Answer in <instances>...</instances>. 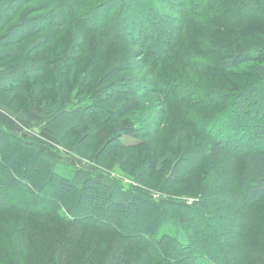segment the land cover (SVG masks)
<instances>
[{"label":"trees","instance_id":"obj_1","mask_svg":"<svg viewBox=\"0 0 264 264\" xmlns=\"http://www.w3.org/2000/svg\"><path fill=\"white\" fill-rule=\"evenodd\" d=\"M18 1L23 2V6H25L21 13L20 9L22 7L11 11V7ZM34 1L0 0V41L1 34L5 31L3 28L7 23H9L7 29L9 36L7 38H16L15 42L6 41L0 44V94L11 98L17 92L23 96L24 100L22 102L27 105L25 108L37 106L45 109L47 114L43 117L42 123L45 124L46 131L61 142L72 137L76 138L77 142L72 147L76 152L83 144H92L96 159L112 157V162L114 161L117 164L118 161L120 169L130 166L131 171L134 173V176L132 175L133 182L136 184V186L132 187L142 197L148 196L149 204L153 202L151 200L153 195L151 190L153 189L148 188L144 184L141 179L143 174H145L146 179L152 175L161 177L169 167L174 165V161L177 162L178 160L182 167L196 169L200 167L202 157L205 158L206 155L212 154L207 152L206 149V143L210 142L208 140V136H210L208 132L210 130L206 133V128L224 130V133L229 136L228 140L232 141L237 138L238 133L242 134V129L246 124L250 129H253L256 122H259L250 110L242 117L243 104L239 102L238 104H240L241 108L238 109L235 99L242 100L252 95L258 96L260 93L259 89L264 88V0H106L112 3L109 6L108 14L118 12L117 17H115L116 15L114 16V20L120 19L122 22L123 27L121 26L120 29L119 26L118 29L125 31L124 34L129 37L128 41L130 42L128 43L130 44L126 42V45L128 47L131 45L141 46L143 52H145L146 68L150 70H145L148 79L146 81H143L144 79L140 80L145 85V92L148 94L156 92L158 95L160 93L164 95L162 102L164 108L160 110V113H155L153 120H149L150 122L141 127H136L139 121L135 117L138 114L136 112H140L138 111L140 109L139 103L141 102L139 96L142 95L143 97L144 94L139 95L134 91L126 99L122 93L124 90L118 88L124 84V78L126 77H115V79L106 76L107 67L110 64L115 65L111 67L115 70V73L133 72L134 70L132 67L124 68L126 59L128 57L132 58L130 52L121 62L123 66L119 67L121 65L118 63L119 57L115 54L110 57L103 51V46L109 45V40L111 44H116V41H120L116 40L117 38H112L110 35L109 39L108 34L99 33L98 28L95 26L91 30H84L85 34L83 35H79L74 31L72 36L69 37L72 45L69 46V51L67 49L63 56H55L54 53H51L31 57L35 53L42 52L44 47L50 43L51 35L49 39L45 36V38L39 39L32 45L29 44L20 51L19 45L22 41L33 34L45 31L44 28H40L39 24L48 15L37 16L33 14L34 10L44 12L46 5H33ZM86 1L88 0H56L63 6L62 8L59 7V9L65 14L64 19L69 21H72L80 10L85 9V7L79 9L77 6L78 2L84 4ZM162 7L166 8L169 14H173L175 18L180 17L178 23L182 25V29L193 25L199 28H210L209 30L211 28L218 30V26L230 29L232 33L228 34L229 48L213 46V44L204 46V48L210 49L212 52H217V57L222 58L212 62L201 59L196 61L193 54L196 55L197 50L189 48L182 51L186 55L177 59L182 54L179 52L180 48L177 49L175 46L178 41L177 33L181 30L179 26L176 30L170 31L166 35L167 50L158 52L154 50L158 56L153 57V53L147 48L146 40L156 35L153 33L156 31L155 28L164 27L167 24L168 12L163 13ZM72 9H75V12ZM94 11L98 13L107 12L106 2H103L102 6ZM203 13L205 14L203 15ZM32 16L37 18L32 19ZM17 17H21L20 24L15 19ZM93 17L90 14L88 15V21H92L89 23H94L99 28H104V24L101 21L94 22ZM252 27H256L259 31L254 29V34L248 32ZM93 36H96V41L89 39V37ZM244 38H252V41L243 40ZM85 41H88L87 50V45H84ZM245 58H250L255 62L251 70L254 75H257V78L246 83V85L248 84L247 86L241 85L239 88L236 85L233 88L237 92L235 95L227 93L226 97L219 95V97L223 98L234 97L233 106H231V109L232 107L233 109L226 117L215 115L216 111L206 122L205 128H199L197 132L199 135L195 133L189 140L196 150L191 151L187 149V146L182 150L172 152V147L177 146V144L179 146L178 135H175L177 133L174 134L173 139L166 141L167 146H160L159 142H161L163 137L167 136L168 128L172 125L171 121L168 124L164 120L165 111H167L166 107L172 106L173 103V106H176L179 103V100H175L176 95L174 94L177 93L176 91H183L185 88L192 90L202 87L200 90L205 91L203 94L213 91L215 95L216 91L204 89L211 86L206 79H212V76L222 69L228 68L231 71L239 67L243 63V61L240 62V59ZM222 60L226 63H222ZM258 60H261V62ZM166 63V68L171 76L167 72L160 78L159 72L161 69L159 67ZM82 64H84L83 67ZM98 73L99 75L96 77ZM24 75L27 77L26 79L20 80L16 84L11 83L13 79H20ZM229 76L236 77L238 73L230 72ZM134 80L128 79L125 83L128 86L140 82L139 80ZM31 82H33V85L28 87ZM228 84L230 83L226 81V83L221 85V88H226ZM18 88L21 92L16 91L11 95V90ZM99 100L106 102L107 105L99 104L97 102ZM110 101H113V103H109ZM143 105L145 106L144 101L141 103V107H143L141 111L146 109V106L144 107ZM262 108L264 109V105L261 108L257 106V109ZM235 112H238L237 115ZM142 115L143 113L140 115L141 117L139 116V119L142 118ZM212 118L213 122H211ZM133 119H136V121ZM148 119L150 118L148 117ZM65 121L69 123L67 128H63ZM241 122L242 124H240ZM247 126L246 128L248 129ZM62 128L63 130H61ZM149 128H151L150 133ZM123 137H130L134 144L126 145ZM6 138L11 139V143L15 146H25L26 148L36 146L34 143L21 142L6 130L0 129V155L6 152L3 145L6 143ZM155 138L159 142H156ZM195 139L198 143L194 141ZM254 139L255 135L253 136ZM151 140L153 143H151ZM228 140L225 141L227 144ZM192 142L197 144L195 145ZM251 142L252 144L246 143V146L241 147H245L248 150L247 146L250 145L255 149L240 158L239 188L242 191L246 205L254 207L258 206V203L264 199V146L259 144L258 139L255 142ZM259 148L262 150H259ZM41 155L42 159L50 164L43 181L50 183L52 185L50 186L52 188L54 186L57 191L59 188L65 191L63 193L55 191L54 195H48L47 199L46 195L40 196L38 191L44 190L47 187L46 183L40 188L38 186L31 187L26 179L16 178L10 167L3 162V157H0V217L5 214L8 216L12 213L18 214L20 216L19 222H16L15 226L20 223L17 226V230L20 231V238L26 240L29 243V247L37 248L42 254L49 256L48 264H94L95 258L99 256V250H93L92 252V249H85V254L81 252L79 258L74 257L81 250L79 241L82 240L83 230L85 229L101 232L109 237L107 250L98 264H128L130 250L133 248L146 254L150 260H146L144 262L146 264H188V258L177 260L175 255H173V249L178 246L177 243H173L171 238L173 233L172 236L170 235L174 231V225L172 223V225L169 224L167 218L159 213V209L152 215L154 217L152 221L154 222L155 220L154 223L158 225L156 228L158 238L150 233L149 235L145 233L146 229H144V226L147 223L145 218L137 219L131 216L125 220L124 225L126 227L122 229V223L119 220L120 214L122 215L120 202L112 201V197H120V194L114 193L109 183L106 184L107 181H110L107 176H104L98 170L86 171L61 165L64 168V172H66V176H64L58 172V168L61 166L58 162L56 163L54 158L42 153ZM11 157L8 158V161ZM190 177H193V174L181 176L177 173L176 176L177 180H180L183 185L189 181L185 188L192 186V181L189 180L191 179ZM161 178L163 179V177ZM205 181L203 180V182ZM213 182L212 187L214 188L216 187V182L222 183V181H215V179H213ZM164 185L165 181L162 182L160 187L162 188ZM167 189L164 188V191H167ZM92 190L106 195L102 198L96 197L94 200L87 198L85 193ZM14 192H18L22 198L25 197L28 202L20 201L17 204L20 208L12 204ZM77 192H79V197L77 199L72 198V194L76 193L77 196ZM131 195V193L128 194L129 197ZM119 199L123 200L121 197ZM45 202L51 204L57 211L55 213H45L39 212L37 209L31 210L28 208L30 204L42 206ZM91 211L95 212L93 213L94 215H91ZM43 213L64 225L65 229L62 234L64 242L62 245L52 243L49 247H43L40 244L31 242V235L35 231L34 227L37 226L33 219L42 217ZM96 214L107 215L110 217V221L115 222L117 226L110 225V223L105 226L103 224L104 218L98 217ZM158 220L166 222L165 232L160 235L161 226H159ZM4 225H6L5 222L0 221V230L5 229ZM33 225L34 227H32ZM201 227V223H196V227L189 225L190 234L198 233L194 230H199ZM9 233V236H13V233L10 231ZM173 239L176 242V238ZM19 245H15L17 252L19 251ZM235 254L237 255L227 260H223L220 257V260L218 259L217 261L218 264H264V254L261 248L246 244L243 248L240 246Z\"/></svg>","mask_w":264,"mask_h":264},{"label":"rangeland","instance_id":"obj_2","mask_svg":"<svg viewBox=\"0 0 264 264\" xmlns=\"http://www.w3.org/2000/svg\"><path fill=\"white\" fill-rule=\"evenodd\" d=\"M103 2H106L107 12L98 13L97 11H94L99 9ZM23 4V2L18 1L11 7V11L15 8L22 7L20 9L21 13L22 9L25 7ZM111 4L112 3L110 1L107 2L106 0H88L84 4L78 2L77 6L79 9L82 7H85V9L80 10L78 14L74 16V19L69 21L64 19L65 14H63V11L59 9V7L62 8L63 6L56 2V0H35L33 5H46L44 12H37V10H34L33 14L37 16L48 15L39 24L40 28H44L45 31L43 30L38 34H33L31 37L26 38L20 43L19 49L22 51L29 44L32 45L39 39L45 38V36L49 39L51 35L50 43L44 47L42 52L35 53L31 57L39 56V54L51 53H54L55 56H63V54L67 52V49L69 51V46L72 45L70 44L69 37L72 36L74 31L79 35H83L85 34L84 30H91L95 26L98 28L99 33L108 34L109 39L110 35L112 38H117L116 40L120 41H116V44H111V41L109 40V45L103 46V51H105L107 55H110V57H113L114 54L118 56V63L120 64L125 59L128 52H130L132 54V58L128 57V59H126L124 68L132 67L134 70L133 72L125 71V73H115V70L111 68L115 65L110 64L107 67L106 76L111 78L126 77L124 78V84L118 87L119 89L124 90L122 93L126 99L127 96L132 94L134 91H136L139 95L144 94L143 97L142 95L139 96L141 102L139 103L140 109L138 111L140 112H136L138 114L135 117L137 121H139V124L136 127H141L150 122L149 120H153L155 113H160V110L164 108L162 106L164 95L162 93L158 95L156 92H154V94H148L145 92V85L142 81H140L143 79V81H146L148 79L145 72V70H149V68H146L147 62L144 55L145 52H143L141 46L138 47L131 45L128 47L126 45V42L127 44H130L128 43L130 42L128 41L129 37L124 34L125 31L118 29L119 26L120 29L121 26L123 27L122 22L120 19L117 21L114 20V16L116 15L115 17H117L118 12L108 14L110 8L109 6H111ZM167 8L170 9L169 6H167ZM72 10L75 12V9ZM162 11L163 13L168 12V10L164 7H162ZM89 14L91 17L94 16V22L101 21L104 24L105 29L99 28L98 25H94V23H89L92 22L88 21L87 17ZM204 14L205 13H203V15ZM36 18V16H32V19ZM176 18L173 14H169L168 12L166 19L167 24L164 27L159 26L158 28H155L156 31L153 33L156 35H153L152 38L146 40L148 45L147 48L151 50L153 57L158 56L155 52L167 50L166 35L169 34L170 31L172 32L173 30H176L179 26V28L181 27V30L177 33L178 41L175 44L177 49L180 48L179 52L182 53V51L186 49L194 48L197 50V54H193L196 61L201 59L204 61L210 60L209 62H212L222 58L217 57V52H212L210 49L208 50L204 48V46H210L213 44V46H224L229 48L230 42L228 41V34L232 33L230 32V29L218 26V30L213 28L209 30L210 28H199L194 25L192 27H184L182 29V25L178 23L180 17ZM15 19L17 23L20 24L21 17H17ZM17 23L15 24L18 25ZM8 26L9 23L4 26L3 29L5 31L2 30L4 32L1 34L0 44L6 41H16V38H7L9 36V32H7ZM254 29L259 31L256 27H252L250 31H247L254 34ZM95 37L96 36L89 37V39L96 41L97 38ZM251 39L252 38H244L243 40ZM154 43L156 44L154 45ZM85 44L87 45V50L88 41H85L84 45ZM183 55L186 54H180L177 59L181 58ZM241 61H243V63L240 64L239 67H236L231 71L228 70V68L222 69L220 72L213 75L212 79H206L211 86L204 89L216 91L217 93L215 95L213 94V91L203 94L205 91L200 90L202 87H197L192 90L185 88L183 91H176L177 93L174 94L176 95L175 100H179V103H177L176 106H173L174 103L172 106L166 105V117L163 115L166 123L169 124V121H171L172 125L168 128L167 136L163 138L161 137V142H159L157 138H155V141L159 142L160 146H167V142L173 139L175 135H178L179 146L177 144V146L172 147V152H176L180 149L182 150L187 146V149H190L191 151L196 150L194 149V145H192L189 140L195 133L197 134L199 128H205L206 122L216 111L215 115H223L226 117V115L233 109V107L231 109V106H233L232 101H234V97L223 98L219 97V95L225 96L226 93L235 95L237 92H235L233 88L236 85L240 88L241 85L245 86L246 83L257 78V75H254L251 70V67L255 65V62L250 58L240 59V62ZM258 61L261 62V60ZM221 62L226 63L223 60ZM83 66L84 64H82V67ZM121 66H123V64L119 65V67ZM166 67L167 63L159 67L161 69L159 72L160 78L168 72ZM230 72L238 73V76H229ZM169 76L171 75L169 74ZM26 78L27 77L24 75L20 79H13L11 83L16 84L20 80H24ZM128 79H135L134 81L139 80L140 82L127 86L125 82ZM226 81L230 84H228L226 88H221V85L226 83ZM30 85H33V82H31L28 87ZM259 90L260 93L258 96L252 95L251 97L243 98L242 100L235 99V104H237L236 106L238 109L241 108L238 103L242 102L243 104V112L241 114L242 117H244L248 110L252 111L254 117H257L259 122H256L253 129H250L246 124L248 129L245 126L242 129V134L238 133L236 139L229 141V136L224 133V130L206 128V133L210 130L208 132L210 135L208 136V140H210V142L206 143V149L207 152H211L212 154L206 155L205 158L202 157L200 167L196 169H191L185 166L182 167L181 164L178 163V160L177 162L174 161V165L169 167L165 174L161 176L163 179L160 176L158 177V175H152L146 179L144 176L145 174H143L141 179L144 184L148 188L153 189L151 190V193L153 194L151 198L153 202L151 204H149L148 196L142 197L138 191L133 189L132 186H136V184L133 182L134 180L132 175L134 176V173L131 171L130 166L120 169L118 161L117 164L114 161L112 162V157H100V159H96V153L92 144H83V146H81L76 152V150H73L72 148L74 143L76 144L77 142V139L74 137L68 140L65 139L63 142L53 138L46 131L45 124L42 123V119L47 114V111L37 106L25 108L27 105H24L22 102L24 100L23 96L16 92H21V90L19 91V88L11 90V95L16 92L14 93L15 95L11 96V98L0 94V127H2L0 129L6 130L8 133L18 138L21 142L28 144L34 143L36 146H30L29 148L18 145L15 146L11 143V139L6 138V143L3 144L6 152L0 155V157H3V162L10 167L16 178H24L28 181V185L31 187L38 186V188L45 185L46 181H43V178L45 173L50 168V164L46 160L42 159L41 153L54 158L56 163L58 162L60 166L67 165L72 169L100 171L110 180L107 181L106 184L109 183V186L112 188L114 193L120 194V197L123 199L121 200L119 199L120 197L117 196L116 198L112 197V201L120 202L122 215L120 214L119 220H121L122 229L126 227L124 225L125 220L129 219L131 216L137 219L145 218L147 221L144 226V229H146L145 233L148 235L150 233L154 237L158 238V233H156L158 225L157 223H154L155 220L154 222L152 221L154 218L152 215H154V212L159 209V213L163 214V216L167 218L169 224L172 223L174 225V231L169 234L172 236L173 233V236L171 237L173 243H177L178 245L177 248L173 249V255H175L177 260H185V258H188V264H218L217 261L218 259L220 260V257L223 260H227L229 258L231 259L237 255L235 253L239 250V247L242 246L243 248L246 244L252 245L256 248H261L264 254V199L258 203V206L249 207L246 205L242 191L239 188L240 158L244 154L251 153L255 149L250 145L247 146L248 150L245 147H241L246 146V143L252 144L251 141L255 142L257 139L259 144L264 146V109H257V106H260L261 108L264 105V88H260ZM142 101H144L146 106V109L143 110L144 112L141 111L143 109V107H141ZM97 102L103 106L107 105L106 102H101V100ZM109 103H113V101H110ZM142 113V118L139 119V116ZM148 117L150 119H148ZM136 119L133 120L136 121ZM211 122H213V118L211 119ZM242 122L240 124H242ZM68 126L69 123H66L65 121L63 128H67ZM165 126H167V124H165ZM63 128L61 130H63ZM150 132L151 128H149V133ZM197 135H199V133ZM254 135L255 139L253 140ZM226 140H228V144L225 142ZM123 141L126 145L134 144V141L130 137L124 138ZM194 141L198 143L196 139ZM173 142L175 144V140ZM195 142L192 143L196 145L197 143ZM151 143H153V141ZM259 150L262 149L259 148ZM10 156L12 157L8 161ZM58 172L66 176V172H64V168L62 166L58 168ZM177 173L181 176L193 174V177H190L191 179H189L192 181V186L185 188V185L189 184V181H187L185 185L181 184L182 182L176 178ZM213 179H215V181H222V183L219 184L216 182V187L214 188L212 187L214 184ZM203 180L206 181L203 182ZM163 181H165V185L161 188L160 185H162ZM46 184L47 187L44 190L38 191L40 196L46 195V199L48 198V195H54L55 191L62 193L65 191L59 187L57 191L54 186L53 188L51 187L52 185L50 183ZM164 188H168L167 191H164ZM78 193L79 192H77V196L76 193H71L72 198L77 199V197H79ZM129 193L132 194L131 197L128 196ZM14 194V198L11 201L12 204L17 205L20 201L28 202V200H25V197L22 198L18 192H14ZM85 195H87V198L94 200L96 197L102 198L106 194L92 190L87 191ZM17 207L20 208L18 205ZM28 208L31 210L37 209V211L45 213H55L57 211L47 202H45L42 206H39V204L36 206L34 204H30ZM90 213L91 215H94L93 213L95 212L91 211ZM12 214L9 216L5 214L0 217V221L5 222L6 224L3 226L5 229L0 230V264H48L49 256H45L37 248L32 246L29 247V243L20 238V231L17 230V226L20 223L15 226L16 222H19L20 216L15 213ZM96 216L104 218L103 224L105 226L109 223L110 225L117 226L115 222L110 221V217L107 215L102 216V214H96ZM33 220H35L34 222L37 226L34 227L35 223L32 222L34 223L32 227L35 228V231H33L31 235L32 243L40 244L43 247H49L52 243L58 245L63 244L64 240L62 234L65 229L63 224L54 220L49 215H45L44 213L42 217H36ZM158 223L159 226H161L160 235L162 232H165L166 222L158 220ZM196 223L202 224V227L200 228L201 230H194L198 233L190 234L191 231L189 225L196 227ZM9 231L13 233V236L8 235L10 234ZM83 231V238L79 241V248L81 250L79 249L80 252L74 255V257L79 258L81 252L85 254V249H92V252L93 250H99V256L95 258L94 263L98 264L101 257H103L104 252L107 250L109 237L101 232L92 231L91 229H85ZM173 238H176V242ZM17 244H20L18 246V252L15 250V245ZM164 247L166 248V246ZM187 247L189 248L187 249ZM205 253L206 255H204ZM146 260L150 261L145 253L138 251L136 248L130 250L128 264H146L144 263Z\"/></svg>","mask_w":264,"mask_h":264}]
</instances>
